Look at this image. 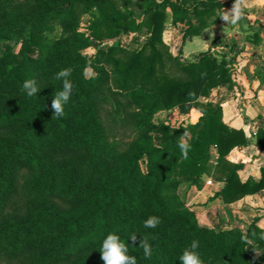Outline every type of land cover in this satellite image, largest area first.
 I'll return each mask as SVG.
<instances>
[{
	"label": "trees",
	"instance_id": "trees-1",
	"mask_svg": "<svg viewBox=\"0 0 264 264\" xmlns=\"http://www.w3.org/2000/svg\"><path fill=\"white\" fill-rule=\"evenodd\" d=\"M231 2L0 0V264H103L109 233L137 264H180L194 240L203 264H264L259 217L245 226L208 227L178 191L183 183L201 188L204 175L224 182L214 194L224 203L264 189V166L259 178L241 180L244 164L226 158L252 142L264 150V124L249 139L208 99L212 88L232 87L237 45L229 57L209 47L181 60L162 39L166 7L173 24L186 26L184 41ZM83 21L89 33L80 30ZM131 32L127 45L100 46ZM89 47L96 49L92 58L84 52ZM69 67L73 94L64 115L52 117L51 100L62 88L55 74ZM29 78L40 89L32 97L22 91ZM104 102L111 104V137L100 116ZM173 108L177 125L156 119ZM192 108L199 112L194 122L186 118ZM121 130L131 139L117 138ZM183 133L187 159L178 147ZM150 216L160 219L156 228L144 227ZM145 236L151 258L139 247Z\"/></svg>",
	"mask_w": 264,
	"mask_h": 264
},
{
	"label": "crops",
	"instance_id": "crops-1",
	"mask_svg": "<svg viewBox=\"0 0 264 264\" xmlns=\"http://www.w3.org/2000/svg\"><path fill=\"white\" fill-rule=\"evenodd\" d=\"M171 1H180L189 7L197 0ZM232 2L221 8L217 20L204 28L199 35L184 41L182 34L186 26L183 23L173 24L171 11L166 7L167 18L162 39L169 52L181 60L192 59L196 53L209 47L214 53H219L218 56L229 57L233 54L232 44L237 45L239 53L232 64V87L218 85L211 89L208 99L221 104L223 121L226 124L241 128L249 139H253L257 129L264 124V0H247L248 6L243 9V16L236 25L222 24L220 15ZM134 34L131 32L123 34L122 37L128 36L129 43ZM215 40L218 42L211 46ZM168 111L180 116L177 108ZM190 115L195 117L190 118ZM198 116V110L192 108L186 118L194 122ZM211 152L214 159V147ZM226 158L244 164L239 171L241 180L260 177V167L264 166V150L253 142L243 147H234ZM223 185L224 182L209 175L203 176L201 188L188 183L180 185L183 190L181 195L195 212L198 222L208 227L245 226L253 218L259 217V225L264 228V189L237 201L224 203L220 197H214Z\"/></svg>",
	"mask_w": 264,
	"mask_h": 264
},
{
	"label": "clouds",
	"instance_id": "clouds-1",
	"mask_svg": "<svg viewBox=\"0 0 264 264\" xmlns=\"http://www.w3.org/2000/svg\"><path fill=\"white\" fill-rule=\"evenodd\" d=\"M248 6L247 0H233L230 7L220 15L222 24L236 25L243 16V9ZM72 68H64L55 74V79L62 81V88L56 92L51 100L50 108L52 110V117H62L64 115V106L69 102L73 94V84L69 77L72 73ZM90 69H85V75H90ZM22 91L28 96L32 97L40 92L37 86V81L34 78L26 79L22 84ZM188 133H183L178 142V147L184 159L188 158L190 151V144L187 140ZM160 223V219L156 216H150L144 221L145 228H156ZM264 238V237H262ZM133 245L137 243L138 237L132 234L129 238ZM139 247L143 249L145 258H151L152 245L147 236L139 240ZM199 247L198 241H192L188 248H185L182 255L179 257L180 264H203L200 253L197 251ZM101 260L103 264H137L136 257L128 254V246L121 241L120 237L115 233H109L102 241Z\"/></svg>",
	"mask_w": 264,
	"mask_h": 264
},
{
	"label": "rangeland",
	"instance_id": "rangeland-1",
	"mask_svg": "<svg viewBox=\"0 0 264 264\" xmlns=\"http://www.w3.org/2000/svg\"><path fill=\"white\" fill-rule=\"evenodd\" d=\"M92 14H97V10L96 9H93L92 10ZM80 30L82 31H85L86 33H89V30L87 29V23L85 21L82 22V24L80 25ZM58 31H59V28L54 32L56 34H58ZM142 38V37H141ZM140 38V40H141ZM129 41V37H116L114 39H108V40H104L100 46L101 47H104V48H107L108 46H110L111 44H117V43H121L123 45H127ZM142 41V40H141ZM86 55L90 58H92L96 52V49L95 48H92V47H89L87 48L85 51ZM219 55V53H217ZM90 74H92V71H90ZM111 110V104L110 103H102L100 104L99 106V111H100V116H101V119L103 120L106 128H107V131L109 133V136L111 137V116L109 114ZM190 118L192 117H195L193 115H190L189 116ZM189 118V119H190ZM156 119L159 120V121H163L165 123H169L173 126L177 125V123L179 122V120L181 119L180 116L176 115L173 111H161L159 112L157 115H156ZM117 138H121L123 140H130L131 139V134H130V131L126 130V131H120L117 136ZM186 184V183H184ZM183 186V185H182ZM178 191L181 195V192H183V190L181 189V186L178 188ZM184 199L185 197L182 196ZM186 201V200H185Z\"/></svg>",
	"mask_w": 264,
	"mask_h": 264
}]
</instances>
